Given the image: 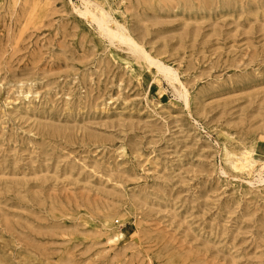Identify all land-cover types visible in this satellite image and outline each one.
Segmentation results:
<instances>
[{"label": "rangeland", "instance_id": "1", "mask_svg": "<svg viewBox=\"0 0 264 264\" xmlns=\"http://www.w3.org/2000/svg\"><path fill=\"white\" fill-rule=\"evenodd\" d=\"M78 10L0 0V264H264V0Z\"/></svg>", "mask_w": 264, "mask_h": 264}, {"label": "bare ground", "instance_id": "2", "mask_svg": "<svg viewBox=\"0 0 264 264\" xmlns=\"http://www.w3.org/2000/svg\"><path fill=\"white\" fill-rule=\"evenodd\" d=\"M107 1L108 0H80L81 5H82V10H78V11L83 17L84 16L89 17V18L92 19V21L96 22L98 24L100 30L102 32L106 33L107 36H109L110 40L120 41L122 44H128L131 47H133L134 49L139 50V48L135 44V42L131 38H129L127 35H125L123 33V29L116 27L115 21L110 16L111 14H109V13L107 14L106 13L105 5L107 4ZM110 25H115L117 30H114V27L112 28V26L110 27ZM149 62H150L151 65H153V64L156 65L158 67L157 69L160 72H162V74H164L167 77V80H169V82L170 81L172 82L174 79H176V77H175V75L173 73V70H171L170 68H166V67L162 66V64L159 65L160 63L157 64L156 61H153L151 59H148V63ZM243 156H245V155H243ZM243 156H242V158H243ZM246 157L248 158V156H245L243 159H245ZM261 164H263V163H261ZM258 176H261L259 172H258ZM259 178H261V177H259Z\"/></svg>", "mask_w": 264, "mask_h": 264}]
</instances>
